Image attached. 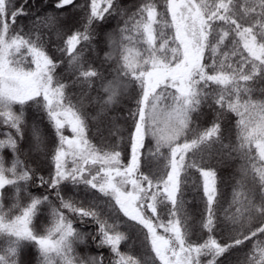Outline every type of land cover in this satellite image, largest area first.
<instances>
[{
    "label": "snow or ice",
    "instance_id": "obj_1",
    "mask_svg": "<svg viewBox=\"0 0 264 264\" xmlns=\"http://www.w3.org/2000/svg\"><path fill=\"white\" fill-rule=\"evenodd\" d=\"M72 5L56 0L55 10ZM27 8L28 0H0V264H23L25 244L36 249L38 264H144L131 246L122 251L130 237L120 230L118 213L143 236L141 244L154 254L151 264H221L247 242L251 248L240 264H264V98H255L257 84H264V0H163L162 6L139 0L132 11L119 0H86L75 24ZM21 17L29 21L27 32L17 27ZM110 17L119 18L117 27L98 33L94 26ZM46 32H55L59 57L49 53ZM105 41L108 51L97 67L100 57L86 53L103 50ZM108 62L111 79L103 70ZM259 92L264 96V88ZM125 97L134 103L127 139L112 124L109 137L94 143L90 123ZM205 105L214 115L202 127ZM26 109L39 116L30 148L51 165L47 179L37 177L43 195L29 191L36 174L20 158L29 131ZM227 113L236 117L235 142L225 144V133L233 131ZM113 136L114 144L108 142ZM121 143L127 145L123 157ZM232 153L240 160L229 204L235 210L225 217L231 230L218 239L220 179L209 161ZM194 173L204 203L202 243L191 238L184 200ZM68 185L82 188L85 199L91 195L87 206L74 195L65 198ZM45 205L50 223L40 231L34 221ZM77 218L82 224L90 218L95 232L78 230ZM89 237L107 257L77 252Z\"/></svg>",
    "mask_w": 264,
    "mask_h": 264
},
{
    "label": "trees",
    "instance_id": "obj_2",
    "mask_svg": "<svg viewBox=\"0 0 264 264\" xmlns=\"http://www.w3.org/2000/svg\"><path fill=\"white\" fill-rule=\"evenodd\" d=\"M24 0H20V3H23ZM55 2L56 0H28V8L27 11L30 14L34 15H44L46 13H54L60 16L61 20L68 23V24H75L76 21L80 20L83 16L82 7L85 5L86 0H74V5L66 7L62 12H57L55 10ZM120 6L123 8H127L130 11L134 10L133 5H138L139 0H119ZM160 5H163V0H159ZM34 18V16H33ZM117 18H108L103 23H98L95 25V30L98 33L106 34L111 32L113 29L117 27ZM23 26L24 31L27 32L29 30V21L26 18H19L17 20V27ZM45 42L46 47L50 54L55 55L57 57L60 54L55 50L54 45L57 43V37L55 32L52 33H45ZM108 51L107 42L105 41L103 45V50H94L90 53H86V55H90L91 57H96L97 55L100 59L96 60L95 66L99 67L101 64V60L103 58L104 52ZM67 67V63L65 61L64 67L60 69V72H64ZM114 67L112 62H108L104 64L103 70L105 71V75L108 79H111V68ZM257 91L255 93V98L261 99L264 96H261L259 92L260 88H264V84H257ZM75 91H79V89H75ZM91 95L95 96L96 91H93ZM87 103V101H85ZM134 107V103L129 101L126 97L122 98L118 104L112 106L111 109L108 110L106 116H102L99 120V123L96 121H92L90 123L91 133L93 136V142L99 143L100 137H109V127L112 124L115 125L116 128H119V135L124 137L125 140L129 136V129L132 126V119L129 115V110ZM16 110H19V106H16ZM88 111L90 116L96 114V110L93 109L92 106H89ZM204 111L207 113V122L204 120L198 121V123L202 127H207L208 123L213 118V113L204 106ZM26 118L29 126V131L26 132L25 139L20 143V158L25 161L27 165H29L34 171L36 176L34 177L33 182H31L29 186V191L33 195H43L47 194L45 192V188L38 187L39 180L37 177L44 176L45 179L48 178L51 165L48 159L39 152H36L30 148V144L32 142L30 128L34 121L39 120V116L35 113L34 109H26ZM235 114L234 113H227L225 115V121H230L233 125V131L231 135L226 132L224 143L228 144L230 142H235ZM43 127V126H42ZM97 127L100 128V134L96 135ZM225 127H228V124H225ZM3 127H0V132L4 131ZM68 134V133H66ZM2 138V137H0ZM109 143H116L117 137L113 136L109 138ZM151 142L149 141L148 147H151ZM122 152V157L127 155V145L126 143L120 144V149ZM42 155V157L40 156ZM6 158L9 160L11 159L10 153H5ZM126 162V161H125ZM210 165L215 167L220 179V203L217 207V216L219 227L216 232V236L218 239L224 238L227 236L228 232L231 230L232 225L231 223L225 219L226 215L230 214L231 211L235 209L232 208L229 210V204L232 199V189L236 179H239L238 168L240 164L239 158L236 156L235 153H232L231 157H228L226 154L223 156H217L216 158L209 161ZM198 176V173H194L192 176L189 177L186 186L184 187V200L186 201L185 207L188 212L189 216V223L193 226V233H192V240L194 242L202 243L203 239L207 238V234L202 232L199 228V221L201 219V213L204 208V203L202 199V191L199 190L197 187L194 186L193 180L195 177ZM50 191V190H49ZM62 194L67 198L68 196L74 195V198L78 201L87 206L88 200H91V195L88 196L87 199L84 198V190L81 188L79 191L73 189L71 185L65 187L62 191ZM7 196V203L10 205L12 202L11 198V190L8 191L6 194ZM99 197V194L97 193ZM52 203L54 205L59 204V202L55 199L54 195L51 197ZM99 200L102 202L104 200L103 197H99ZM225 210H229L226 212ZM100 211L107 215L109 209L106 207H101ZM121 218L122 227L121 231H124L127 235H129V240L123 246L122 251H129V246H131L132 254L136 255L138 259H141L144 264H151V257L154 255L150 252V249H146L142 244L141 240L143 236L138 233L135 229H130L128 224L123 223L127 220V218L123 217L122 213H118ZM163 218H166V213L163 214ZM50 223V216H49V209L48 206H44V210L40 216V218L34 221L35 226L40 230L43 231ZM75 227L78 228L81 232H95L96 225L95 223L89 218L86 223H81L77 218L74 224ZM251 248V242H247L245 246H240L238 249L233 250L231 253L227 254L224 257L220 258L221 264H240V262L245 258V253H247ZM77 252L80 255H99L101 252L108 256L107 249H96L94 245L91 244V238H88V243L85 245H78ZM21 258L23 264H38L37 260V252L36 249L30 245L25 244L21 252Z\"/></svg>",
    "mask_w": 264,
    "mask_h": 264
},
{
    "label": "rangeland",
    "instance_id": "obj_3",
    "mask_svg": "<svg viewBox=\"0 0 264 264\" xmlns=\"http://www.w3.org/2000/svg\"><path fill=\"white\" fill-rule=\"evenodd\" d=\"M42 157V155H40Z\"/></svg>",
    "mask_w": 264,
    "mask_h": 264
}]
</instances>
